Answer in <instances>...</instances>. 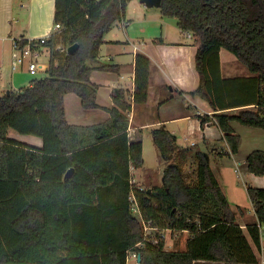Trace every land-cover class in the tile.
<instances>
[{
  "label": "trees",
  "instance_id": "16d2710c",
  "mask_svg": "<svg viewBox=\"0 0 264 264\" xmlns=\"http://www.w3.org/2000/svg\"><path fill=\"white\" fill-rule=\"evenodd\" d=\"M127 2L55 0L54 23L62 30L46 43L51 51L46 75L0 94V264H127L130 249L138 251L141 264H258L264 188L248 185L258 222L242 227L206 152L193 154L194 173L187 177L189 149L165 125L151 130L164 160L163 184L150 192L131 186V166L144 160L143 140L129 137L130 103L121 89L113 90L117 106L107 121L78 125L67 119V93L80 96L85 109L99 106L93 63L104 33L124 18ZM159 8L194 36L200 80L188 92L208 101L237 153L241 136L232 120L264 128V0H162ZM60 42L79 47L61 53L54 49ZM222 48L256 75L223 78ZM149 74L150 59L139 54L136 101L148 96ZM237 106L233 113L223 111ZM199 116L202 125L209 120V114ZM11 128L42 137L43 146L12 137ZM247 163L250 172L264 175V149L253 150ZM132 194L153 226L189 231L186 250H167L163 237L135 246L144 228L132 211Z\"/></svg>",
  "mask_w": 264,
  "mask_h": 264
},
{
  "label": "crops",
  "instance_id": "0c3cea01",
  "mask_svg": "<svg viewBox=\"0 0 264 264\" xmlns=\"http://www.w3.org/2000/svg\"><path fill=\"white\" fill-rule=\"evenodd\" d=\"M23 1L0 0V88L6 92V89H9L7 87H13L11 79L6 76L9 62L12 60L13 38L45 35L52 27V21H54L55 0H28V11H24L23 15L24 24L19 26L18 23L22 19H19L16 13L23 14V10L26 9ZM18 5L20 8H17ZM35 10H45L46 14L45 19L39 21L36 25H34L33 19ZM160 15L163 16L161 11ZM27 17L28 22L26 20ZM160 20L164 23L170 22L165 18ZM171 22L170 24L174 25L173 28L179 30L178 33L174 34L173 32H176L175 29L172 27L166 28L162 24L160 34L153 31L145 35L147 31L135 32V29L128 27L122 36H117L116 38L113 36L115 30L112 25L110 30L103 35L99 57L93 63L95 68L91 73V79L98 85L97 103L99 106L85 109L82 106L80 96L72 92L67 93L65 96L67 119L70 123L78 125H94L107 121L111 117V109L117 106L113 97V90L121 89L125 92L124 100L130 103V108L125 111L126 115L129 116L127 131L130 128L136 130V134L134 136L129 135V137L138 138V129H152L165 125L177 136V141H179L176 130L180 129L181 126H185L186 133L184 135L191 138L197 137V141H201L205 146V148H200V150H204L208 157L209 153H219V155H223L221 157L231 159L232 164L235 165L234 174L232 167L227 163L221 165L217 171L211 164L237 214V222L245 228L248 224L258 222L253 202L248 193V185L264 188V175H257L249 171L247 157L255 149H264V147L259 146L261 141L257 140V135L264 134V132L259 131L260 129L257 127L245 126L238 120H232L233 129L241 136V144L237 153L231 152L224 132L219 128L213 116L216 111L213 110L206 99L198 94L192 95L188 92L196 89L200 80L195 64L197 50L195 38L189 32L180 29L177 25V20L176 23L172 20ZM224 50L225 48H222L219 51L221 76L223 78L252 77L256 75L250 70L244 71V75L225 74L222 61ZM139 54L146 55L150 59L148 96L143 101L135 100L136 67ZM104 64H111L113 67L111 69H101L100 66ZM230 71L232 69L228 66V73ZM239 108L238 106L231 107L223 111L233 113ZM206 113H209V120L202 125L199 115L204 116ZM245 135L249 136L247 145L244 144ZM27 140L24 142L37 147H42L44 143L42 137L35 135L30 136ZM213 141H222L225 147L220 150L217 146H213L211 149L210 145H212ZM192 143L195 144L194 141ZM178 145L182 149H188V147H182L179 142ZM145 160L146 157L144 156L142 164L131 166V172L136 178L137 185L144 188L162 185L163 183L159 184L152 180L145 185V183L143 184L138 180L136 170L141 165H144ZM188 166H191L194 172L195 165L187 163L186 170ZM237 166L242 168V175L236 170ZM192 177L194 179V176ZM238 206L243 209V213H238ZM164 232L165 234L169 233L171 236L170 238L167 235L165 237V248L167 250H186L187 239L190 236L189 231L183 230L174 233L170 230H165ZM127 264L141 263L139 258L129 256ZM196 264L226 263L201 260L196 262ZM258 264H264V236L261 238L260 262Z\"/></svg>",
  "mask_w": 264,
  "mask_h": 264
},
{
  "label": "rangeland",
  "instance_id": "374dc122",
  "mask_svg": "<svg viewBox=\"0 0 264 264\" xmlns=\"http://www.w3.org/2000/svg\"><path fill=\"white\" fill-rule=\"evenodd\" d=\"M23 3L26 5V9L23 10V14L16 13V15L19 16V19H22L21 22L18 23L19 26L24 24V17H23L24 11H28L27 9L28 3H29L28 0H24ZM17 8H20V6L18 5ZM33 15H34V18H33L34 25L38 24L39 21L44 20L46 16L45 10L43 11L35 10V13ZM126 18L129 20H127ZM126 18L125 20L130 22L129 23V25L131 24L130 26L128 25L126 27H123L121 25L122 19H117L113 23V28L115 30L113 32L114 38H116L117 36H122V34H124V31L125 30L127 31L128 27L131 29H135V32L147 31L145 35H148L153 31L159 33L161 32L162 24H164V27L166 28H170V27L173 28L174 25L172 26L170 22L172 20L176 23V20H177L175 17L161 16L160 10L158 7L146 6L140 0H128L127 8H126ZM164 18L170 22L164 23L163 21L160 20ZM26 20L28 22V17ZM51 25L52 26L54 25V21H52ZM173 29H175L176 31V32H173L174 34L179 32L177 28H173ZM223 52L224 53H223L222 61H223L225 74L244 75L245 74L244 71H249V68L243 62H241L231 51L225 49ZM40 61H42L45 64V68L39 69L36 73H31L25 70L24 67H20L16 70H13L11 66L12 60H10L8 70L6 71L7 73L6 76L7 78L9 77L8 79H11L13 83V87H7L9 89H6V90L8 91L11 89H18L22 86H27L32 82L34 78L45 76L47 72L46 66L48 65V62H49V52H46L42 56ZM228 66H230V69H232V71H230L229 73H228ZM258 129H260L259 131L264 132V128H258ZM151 130H152L151 128L138 129V135H137L138 138L143 140V154L146 157V160L143 166L141 165L140 167L137 168L136 176L138 180L141 181V183L143 184L145 183V185L150 180H152L153 182L159 183V184L163 183L164 160L157 146L154 143ZM184 133H186L185 126H181L180 129L176 130V134L178 135V138H179V141H178L179 144H181L182 147H188L189 149L188 163L190 164L192 163L193 154L200 148H205V146L203 145L201 141L200 142L197 141L198 140L197 137H192V138L186 137ZM10 134L12 137L14 136V138L16 137L17 139L22 140V141H27V139L30 136H32L31 134H22L13 128L10 129ZM257 140L261 141L259 146L264 147V134H258ZM193 141L195 142V144L192 143ZM196 142L198 143L196 144ZM248 142H249V136L245 135L244 144L247 145ZM213 146H217L221 150L222 147H225V144L222 141H213L212 145H210V148L212 149ZM221 156L223 155H219V153H212V154L209 153L208 158H209L210 163L213 165L214 169L217 171L221 165H224L225 163H227L229 164L230 167H232V171L235 174L234 172L235 165L232 164L231 159H229L228 157H221ZM241 171H242V168H241ZM186 172H187V177H190V175L194 173L191 166H188ZM166 235L168 238L171 237L169 233H166Z\"/></svg>",
  "mask_w": 264,
  "mask_h": 264
},
{
  "label": "built area",
  "instance_id": "2783aa9c",
  "mask_svg": "<svg viewBox=\"0 0 264 264\" xmlns=\"http://www.w3.org/2000/svg\"><path fill=\"white\" fill-rule=\"evenodd\" d=\"M122 26L126 27L129 25V21L122 19ZM62 30V26L59 23H54L52 27H50L49 31L40 37H26V36H19L16 38H13V53H12V69L16 70L20 67H24L25 70L36 73L39 69H44L45 64L40 61L42 56L49 52V59H50V48L46 45L47 41L56 33L60 32ZM191 34V33H190ZM192 35V34H191ZM68 45L60 42L55 46V50L61 53L69 52ZM49 65V62H48ZM46 66V69L48 67ZM5 90H2L0 88V94L5 93ZM209 114V113H206ZM128 134L130 136H134L136 134V130L133 128H130L128 130ZM236 170L240 173V175L243 174L241 171V167L237 166ZM130 184L131 186H134L137 184L136 178L132 172H130ZM132 199V211L139 216V218L142 221L144 233H143V239L138 242L135 246L140 247L144 245L147 241L150 242H158L159 237H163L165 239L166 234L165 230L171 229H159L156 226H153L149 221H147L141 211V207L139 205V202L134 194L131 196ZM173 232V231H172ZM175 233V232H174ZM259 233L260 237L262 238L264 236V224H259ZM133 256L135 258H139V253L137 250L130 249L128 251V257Z\"/></svg>",
  "mask_w": 264,
  "mask_h": 264
},
{
  "label": "water",
  "instance_id": "95a60500",
  "mask_svg": "<svg viewBox=\"0 0 264 264\" xmlns=\"http://www.w3.org/2000/svg\"><path fill=\"white\" fill-rule=\"evenodd\" d=\"M141 2L145 3L147 6L152 7H160L162 0H140ZM79 47L78 43H74L69 45L68 50L69 53H74ZM8 93L10 92L9 90L7 91ZM73 172V169H69V171L67 172L66 176H70V174ZM148 192H150L152 189L148 188L147 189ZM154 193H156V191H154ZM139 261H140V256H139Z\"/></svg>",
  "mask_w": 264,
  "mask_h": 264
},
{
  "label": "bare ground",
  "instance_id": "6f19581e",
  "mask_svg": "<svg viewBox=\"0 0 264 264\" xmlns=\"http://www.w3.org/2000/svg\"><path fill=\"white\" fill-rule=\"evenodd\" d=\"M14 137V136H13ZM16 138V137H15ZM28 141V140H27Z\"/></svg>",
  "mask_w": 264,
  "mask_h": 264
}]
</instances>
